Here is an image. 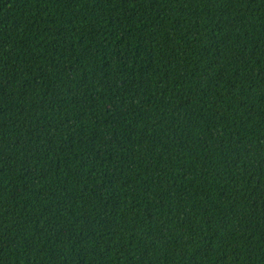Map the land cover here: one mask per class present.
I'll return each instance as SVG.
<instances>
[{
	"label": "trees",
	"instance_id": "16d2710c",
	"mask_svg": "<svg viewBox=\"0 0 264 264\" xmlns=\"http://www.w3.org/2000/svg\"><path fill=\"white\" fill-rule=\"evenodd\" d=\"M0 264H264V0H0Z\"/></svg>",
	"mask_w": 264,
	"mask_h": 264
}]
</instances>
